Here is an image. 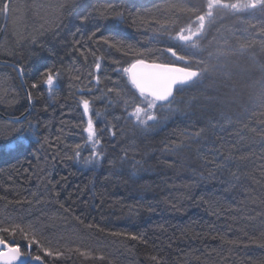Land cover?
Returning <instances> with one entry per match:
<instances>
[{"label":"trees","instance_id":"trees-1","mask_svg":"<svg viewBox=\"0 0 264 264\" xmlns=\"http://www.w3.org/2000/svg\"><path fill=\"white\" fill-rule=\"evenodd\" d=\"M204 3L10 1L0 61L23 69L31 110L20 123L2 117L29 103L15 68L0 64V227L19 225L39 246L20 231L0 235L22 254L47 264H264V10H216L204 51L185 64L164 50L196 51L175 32ZM138 58L208 71L141 127L121 106L136 95L123 69ZM48 70L58 73L51 93ZM82 98L104 153L94 167L83 164ZM77 144L80 162L69 158Z\"/></svg>","mask_w":264,"mask_h":264},{"label":"snow or ice","instance_id":"snow-or-ice-1","mask_svg":"<svg viewBox=\"0 0 264 264\" xmlns=\"http://www.w3.org/2000/svg\"><path fill=\"white\" fill-rule=\"evenodd\" d=\"M260 8L264 10V0H237V2L232 3L228 0H205V3L200 6H193L190 11L194 15L193 20L189 17L188 22L184 26L178 27L175 32V39L182 44L186 45L190 50H196L191 54L180 55L174 49V47H168L164 51L170 53L172 57H175L178 61H184L188 64L190 60L198 52L204 51L201 47L200 41L203 39L205 22L206 20L211 23L214 19V13L216 10H231L233 12H241L249 9ZM8 3L3 4V11H7ZM222 55L223 53H219ZM213 53L209 52L208 56L211 58ZM196 63L198 65H204L203 59H197ZM96 69L100 68V63L97 62L95 65ZM23 71V69H21ZM207 66L200 67L197 70H192L189 67H175L171 64H147L144 59H136L128 68H124L123 72L128 75V80L138 95H133V103L131 104L132 111L128 114L130 118H134L136 123L141 127H148L149 122L158 123L157 113L167 109L168 111H173L172 105L176 103L174 96V90L178 86L182 87L190 83L195 82L200 78L203 73L207 72ZM91 75V74H90ZM58 73H54L52 70H48L45 73L44 83L47 85L49 92L51 93L56 86ZM97 83H99V77H95ZM32 87H36L35 84ZM91 91V89H89ZM116 96H120V91L109 88L108 92H114ZM31 98V97H29ZM125 105H128V101H124ZM81 104L83 106L84 114L88 116L87 127L84 131L87 132V141L91 145V155L89 157L83 158V164L87 167H94L101 163L104 157L102 150L97 148V145L101 143L100 139L97 137V132L93 124L90 101L88 99H81ZM98 116L99 113H96ZM15 123H20L19 120ZM33 126L29 124V128ZM15 131L21 132L23 129H16ZM198 136L199 133H196ZM39 142V141H37ZM74 156L69 157L70 159H75L77 162L81 160V152L79 149L81 145L77 144ZM17 231L23 233L25 239L29 240V246L31 244H37L39 246V241L32 236L30 239L28 234L19 225L14 228L0 227V233H7L14 236ZM132 239H138L136 236H132ZM0 261L3 264H14L15 261H20V264H25V261H40L41 264H45L44 259L40 255L22 256L19 245L10 244L9 241L0 235ZM44 257H60L63 253L59 251H52L47 248H42ZM80 255H85L81 252ZM153 260L159 261L157 257H152Z\"/></svg>","mask_w":264,"mask_h":264},{"label":"water","instance_id":"water-1","mask_svg":"<svg viewBox=\"0 0 264 264\" xmlns=\"http://www.w3.org/2000/svg\"><path fill=\"white\" fill-rule=\"evenodd\" d=\"M10 1L11 0H7L6 2L8 3V9H7V11L5 12L4 11V21H3V26H2V29H1V31H0V38H1V36H2V33H3V30H4V27H5V25H6V23H7V20H8V12H9V4H10ZM147 64H164V63H158V62H149V61H145ZM0 64L1 65H10V66H12L13 68H15V70H16V72H17V74H18V77H19V80H20V82H21V84H22V86H23V88H24V90H25V92H26V94H27V97H28V110L25 112V113H23L22 115H20V116H18V117H5V116H2V117H4L5 119H7V120H9V121H13V122H15V121H17V120H19L20 122H22L23 120H24V118H25V116L28 114V112H29V110L31 109V100H30V98H29V94H28V91H27V88H26V86H25V83H24V80H23V75H22V71H21V69L18 67V66H16V65H14V64H11V63H8V62H5V61H0ZM171 65H173V64H171ZM173 66H175V67H181V66H178V65H173ZM192 70H195V69H192ZM185 86V85H184ZM179 87V86H178ZM176 90V89H175ZM175 90H174V93H175ZM0 116H1V114H0ZM0 250H3L2 248H0ZM0 264H3V262L2 261H0ZM14 264H20V261H15L14 262ZM25 264H41V262L40 261H25Z\"/></svg>","mask_w":264,"mask_h":264},{"label":"rangeland","instance_id":"rangeland-1","mask_svg":"<svg viewBox=\"0 0 264 264\" xmlns=\"http://www.w3.org/2000/svg\"><path fill=\"white\" fill-rule=\"evenodd\" d=\"M137 95V94H136ZM124 98L129 102L128 104H132L133 103V96H132V99H129V97H127V96H124ZM125 101V100H124ZM122 110H124V108H125V103H122ZM90 109H91V114H92V108H91V106H90ZM165 111H167V109H164L163 111H161V112H158L157 113V116L160 114V113H163V112H165ZM113 116H115V115H113ZM116 118V117H115ZM118 118V117H117ZM120 128H122V126L120 125Z\"/></svg>","mask_w":264,"mask_h":264},{"label":"bare ground","instance_id":"bare-ground-1","mask_svg":"<svg viewBox=\"0 0 264 264\" xmlns=\"http://www.w3.org/2000/svg\"><path fill=\"white\" fill-rule=\"evenodd\" d=\"M28 107H29V106H28ZM27 110H28V108L26 109V111H27ZM30 110H31V109H30ZM30 110H29V112H30ZM26 111H25V112H26ZM25 112H24V113H25ZM29 112H28V113H29Z\"/></svg>","mask_w":264,"mask_h":264}]
</instances>
